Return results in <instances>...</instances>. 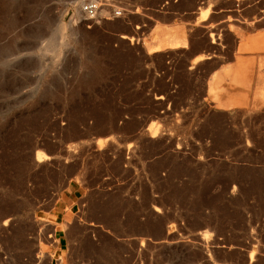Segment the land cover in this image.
<instances>
[{
	"label": "rangeland",
	"instance_id": "obj_1",
	"mask_svg": "<svg viewBox=\"0 0 264 264\" xmlns=\"http://www.w3.org/2000/svg\"><path fill=\"white\" fill-rule=\"evenodd\" d=\"M82 1L0 0V264H264V52L219 20L236 0Z\"/></svg>",
	"mask_w": 264,
	"mask_h": 264
},
{
	"label": "crops",
	"instance_id": "obj_2",
	"mask_svg": "<svg viewBox=\"0 0 264 264\" xmlns=\"http://www.w3.org/2000/svg\"><path fill=\"white\" fill-rule=\"evenodd\" d=\"M225 10L226 13L222 15L219 20L228 21L227 16L229 15L235 27L241 29L245 33H250L253 47L256 50H262V52H264V0H236L235 7ZM207 11L208 9L206 8L204 12L200 14L201 20L206 18ZM204 13L206 15H204ZM232 35L234 34L232 33ZM234 38V48L236 49L239 45V39L236 35H234ZM173 40H177V38H173ZM171 47H175V45ZM202 58V55H195L192 61L196 62ZM214 72L215 71L210 72V75L206 77V81ZM71 198L70 194L61 195L57 205L49 215L51 218L48 221L56 225L54 227V235L58 236V244L60 247L65 239V229L62 224L66 222L67 213L69 211L67 209L71 205Z\"/></svg>",
	"mask_w": 264,
	"mask_h": 264
},
{
	"label": "built area",
	"instance_id": "obj_3",
	"mask_svg": "<svg viewBox=\"0 0 264 264\" xmlns=\"http://www.w3.org/2000/svg\"><path fill=\"white\" fill-rule=\"evenodd\" d=\"M101 10L104 11L101 14ZM123 10L119 7H111L102 4L100 0H83L78 7V18L84 23H92L98 18L108 19L121 16Z\"/></svg>",
	"mask_w": 264,
	"mask_h": 264
},
{
	"label": "bare ground",
	"instance_id": "obj_4",
	"mask_svg": "<svg viewBox=\"0 0 264 264\" xmlns=\"http://www.w3.org/2000/svg\"><path fill=\"white\" fill-rule=\"evenodd\" d=\"M77 1V0H76ZM102 11V10H101ZM204 15H206L205 13H204ZM204 18V17H203ZM12 23V22H11ZM10 25H12V24H10ZM1 30V29H0ZM156 49H158V48H156ZM155 48L153 49V50H156ZM0 50H2L3 52H4V50H3V48H1ZM3 126H4V124H0V131H1V129L3 128ZM5 128V127H4ZM15 130V129H14ZM10 140V139H9ZM15 140V139H14ZM15 156V155H14ZM13 156V157H14ZM4 158V157H3ZM12 166L14 167V168H17V161L15 160L14 162H13V164H12ZM249 259H251V255L249 256Z\"/></svg>",
	"mask_w": 264,
	"mask_h": 264
}]
</instances>
